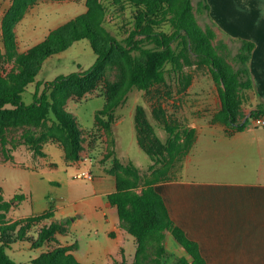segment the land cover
<instances>
[{"label": "rangeland", "instance_id": "1", "mask_svg": "<svg viewBox=\"0 0 264 264\" xmlns=\"http://www.w3.org/2000/svg\"><path fill=\"white\" fill-rule=\"evenodd\" d=\"M177 1L182 4L184 0ZM198 1L191 0L190 14L195 16L203 31L210 27L214 32L212 47L222 56L226 70L239 68L242 64L235 60L239 43H234L216 28L209 19L208 11L201 8ZM12 3L13 0H0V77L7 85L18 81V75L23 69L8 54L2 37L3 21ZM88 10L97 19V28L105 42L115 37L125 43L135 25V8L125 1L112 4L110 0L99 3H90L89 0H32L15 26L16 52L27 53L45 40L53 29ZM161 28L173 30L170 23L162 24ZM174 46L179 52L178 63L167 64L166 81L152 87L150 91L128 86L129 62L124 56L116 54L112 61L106 63L89 90L82 91L71 86L62 92H56L62 105L74 115L80 125L82 148L78 159L69 155L70 140L67 131L53 111L47 119L40 121L1 119L0 188L3 197L11 205L2 210L5 216L0 227L6 228L8 236L14 240L12 248H7V252L16 261L31 263L41 252L59 245L57 240H50L42 247H35L34 243L42 229L52 222L51 218L39 219L38 215L50 211L54 213L55 201H46L51 195L62 197L63 203L69 208L75 206L76 198L84 194L82 191L86 192L92 181L89 178L74 177L78 170L90 169L95 174L115 171L129 178L132 169L127 170L126 167L133 163L138 167L139 176L136 179L132 175L130 179L135 181L134 190L138 191L153 176L155 170L156 174L163 172L165 165L155 166L137 141L135 117L139 105L144 108L147 120L162 142L170 137V133L163 127V120L180 127H192L190 124L193 122L203 125L207 123V119L212 123H219V117L223 115L222 101L210 64L203 55L192 49L190 41L184 43L182 39L176 41ZM96 58L88 39L78 40L67 50L48 57L35 80L26 86L24 100L27 103L34 100L37 82H41L40 92L46 89L51 94L55 90L51 83L57 76L85 71ZM110 95L118 103L113 110H105ZM239 101L238 114L249 115L253 106L251 90L242 92ZM192 128L197 131L196 127ZM183 159H176L174 162L167 160L168 165L172 163L168 170L169 178L176 174V168L181 166ZM41 162L42 165H47L44 175L35 170L39 164L41 166ZM76 162L85 163L78 167L73 164ZM48 176L56 177L60 183L57 185L48 181ZM25 189H33L37 208L42 209L35 208L31 192ZM55 221L59 230L63 231L66 222ZM88 227L94 232V226ZM100 235L106 240L103 233ZM18 236L22 239L17 238ZM165 244L171 256L163 264H173L179 257L189 256L172 234H169V238L166 236Z\"/></svg>", "mask_w": 264, "mask_h": 264}, {"label": "trees", "instance_id": "2", "mask_svg": "<svg viewBox=\"0 0 264 264\" xmlns=\"http://www.w3.org/2000/svg\"><path fill=\"white\" fill-rule=\"evenodd\" d=\"M100 1L103 0H89L90 3ZM122 1L135 8V25L125 43H121L115 37L105 42L97 28V19L88 10L53 29L45 40L27 53L18 54L15 26L32 0H13L3 21L2 37L8 54L23 69L18 75V81L13 84H5L2 82L5 80L0 77V124L1 119L14 118L40 121L47 119L53 111L67 131L70 140L69 155L78 159L82 148L80 125L74 115L62 105L56 92H62L71 86L82 91L89 90L106 63L112 61L116 54L124 56L129 62L128 86L150 91L152 87L166 81L167 64L178 63L179 52L174 43L184 39V43L190 41L192 49L205 57L214 73L222 101L223 115L219 117V122L225 123L231 129L242 130L248 119L242 123L238 122V117H242L238 114L239 96L242 92L252 90L253 87L247 63L254 43L244 39L240 51L235 55V60L242 65L236 69L226 70L222 56L212 47L214 32L210 27L203 31L197 24L195 16L190 14L191 0H184L182 4L177 0H110L112 4ZM198 5L207 11L210 7L207 0H199ZM164 23H170L173 30L162 29ZM81 39L89 40L97 55L96 61L85 71H74L57 76L51 83L55 89L51 94L46 89L40 92L41 82H37L34 100L27 103L23 98V92L26 86L35 80L45 59L67 50L75 41ZM148 44L153 45L148 46ZM117 103V99L110 95L105 110H113ZM263 116L264 103L250 110L249 117L258 119ZM135 123L140 147L154 161L155 166H165L164 169L161 168L162 173L156 174L155 170L153 176L144 182L140 191L134 190L136 183L130 179L133 176L137 179L139 176L138 167L133 163H129L126 167L127 170L132 169L133 176L130 175L129 178L115 171L110 172L116 176L117 189L108 195L109 202L117 206L121 226L126 228L137 241L133 264H163L166 258L171 256L165 244L168 232L173 234L191 256L179 257L173 264H210L203 258L199 243L191 239L172 219L163 196L155 188L156 183L171 179L168 170L171 169L172 163L168 165L167 160L170 162L181 160L190 152L196 140V129L188 126L180 127L178 124L163 120V127L170 133V137L166 142H162L155 135L141 105L137 107ZM10 205L11 202L6 201L0 188V222L5 216L2 210ZM52 216L54 213L50 211L38 215V218L45 219ZM63 229V231L59 230L56 221H52L49 226L42 229L34 243L35 247H42L48 241L56 240L57 232H66V227ZM13 242L6 228L0 227V264H84L71 251L74 245H57L41 252L31 260V263L19 262L7 252V248H11Z\"/></svg>", "mask_w": 264, "mask_h": 264}, {"label": "crops", "instance_id": "3", "mask_svg": "<svg viewBox=\"0 0 264 264\" xmlns=\"http://www.w3.org/2000/svg\"><path fill=\"white\" fill-rule=\"evenodd\" d=\"M207 2L210 21L239 43V51L244 39L254 43L247 63L254 109L264 103V0ZM246 119L242 130L210 119L203 125L191 123L197 128L192 149L171 179L155 184L172 219L199 243L210 264H264V123L249 115L238 117V122ZM38 166L35 170L44 175L47 165ZM82 170L86 169L76 173ZM93 174L73 208L62 197L46 199L56 203L51 221L66 222V232H57L55 241L73 244L71 251L84 264H133L136 238L121 226L118 208L108 199L117 189L116 176L103 171ZM47 180L60 183L53 176ZM25 190L31 192L35 208L42 209L37 208L33 189ZM88 226H94V232Z\"/></svg>", "mask_w": 264, "mask_h": 264}, {"label": "built area", "instance_id": "4", "mask_svg": "<svg viewBox=\"0 0 264 264\" xmlns=\"http://www.w3.org/2000/svg\"><path fill=\"white\" fill-rule=\"evenodd\" d=\"M258 123H264V119L263 118H258L257 119ZM75 177H84V178H89L92 179L94 177V174L91 170H82L79 171L78 173L75 174Z\"/></svg>", "mask_w": 264, "mask_h": 264}]
</instances>
